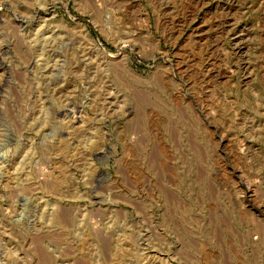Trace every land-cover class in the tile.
<instances>
[{
    "label": "rangeland",
    "instance_id": "374dc122",
    "mask_svg": "<svg viewBox=\"0 0 264 264\" xmlns=\"http://www.w3.org/2000/svg\"><path fill=\"white\" fill-rule=\"evenodd\" d=\"M0 264H264V0H0Z\"/></svg>",
    "mask_w": 264,
    "mask_h": 264
}]
</instances>
